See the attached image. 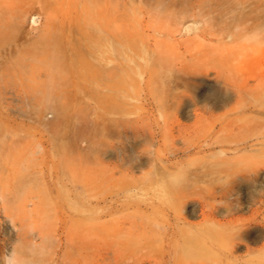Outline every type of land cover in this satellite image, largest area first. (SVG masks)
Returning <instances> with one entry per match:
<instances>
[{
  "label": "rangeland",
  "instance_id": "obj_1",
  "mask_svg": "<svg viewBox=\"0 0 264 264\" xmlns=\"http://www.w3.org/2000/svg\"><path fill=\"white\" fill-rule=\"evenodd\" d=\"M264 264V0H0V261Z\"/></svg>",
  "mask_w": 264,
  "mask_h": 264
},
{
  "label": "clouds",
  "instance_id": "obj_2",
  "mask_svg": "<svg viewBox=\"0 0 264 264\" xmlns=\"http://www.w3.org/2000/svg\"><path fill=\"white\" fill-rule=\"evenodd\" d=\"M0 264H21L17 251L15 249L10 251L3 257L2 261H0Z\"/></svg>",
  "mask_w": 264,
  "mask_h": 264
}]
</instances>
